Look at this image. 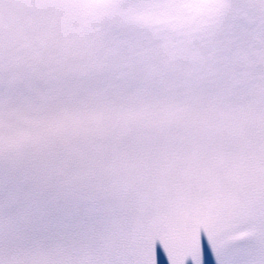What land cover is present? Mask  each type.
Listing matches in <instances>:
<instances>
[{
  "label": "snow or ice",
  "instance_id": "6c2138e0",
  "mask_svg": "<svg viewBox=\"0 0 264 264\" xmlns=\"http://www.w3.org/2000/svg\"><path fill=\"white\" fill-rule=\"evenodd\" d=\"M0 264H264V0H0Z\"/></svg>",
  "mask_w": 264,
  "mask_h": 264
}]
</instances>
